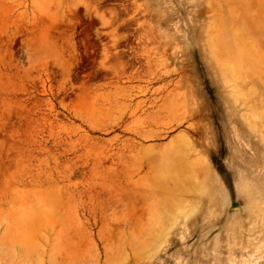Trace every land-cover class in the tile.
Segmentation results:
<instances>
[{
  "label": "rangeland",
  "instance_id": "374dc122",
  "mask_svg": "<svg viewBox=\"0 0 264 264\" xmlns=\"http://www.w3.org/2000/svg\"><path fill=\"white\" fill-rule=\"evenodd\" d=\"M0 264H264V0H0Z\"/></svg>",
  "mask_w": 264,
  "mask_h": 264
}]
</instances>
